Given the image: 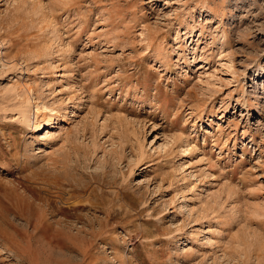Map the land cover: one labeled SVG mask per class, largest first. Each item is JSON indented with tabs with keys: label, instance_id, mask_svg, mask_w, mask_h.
Here are the masks:
<instances>
[{
	"label": "rangeland",
	"instance_id": "obj_1",
	"mask_svg": "<svg viewBox=\"0 0 264 264\" xmlns=\"http://www.w3.org/2000/svg\"><path fill=\"white\" fill-rule=\"evenodd\" d=\"M0 264H264V0H0Z\"/></svg>",
	"mask_w": 264,
	"mask_h": 264
},
{
	"label": "bare ground",
	"instance_id": "obj_2",
	"mask_svg": "<svg viewBox=\"0 0 264 264\" xmlns=\"http://www.w3.org/2000/svg\"><path fill=\"white\" fill-rule=\"evenodd\" d=\"M34 112H36V115L34 116V125L36 126V128H38V129H40L44 124H45V119H44V117H45V113H46V107L45 106H40V105H30L29 106V108H27L25 111H24V114L23 115H26L25 117H28V115L27 114H33ZM19 162V161H18ZM24 162V161H23ZM19 164V163H18ZM55 184H58L57 182H54ZM67 183H61V184H59V187H58V185H57V187L55 186V188L57 189L56 190V193H57V197L58 198H63V195L64 194H68L69 195V197L71 198V197H73V196H75V194H77L76 193V191L79 189V188H77L76 186H74L73 187V185L71 186V188H72V190L71 191H69V192H67L66 190H64L66 187H67ZM52 186V185H51ZM50 186V187H51ZM53 197V196H52ZM81 200H78V201H73V202H71L70 204H67V205H64V204H60V209L62 210V211H66V210H72V209H76V210H78V209H80V208H83V207H85V205L84 204H81V202H80ZM65 202V201H64ZM62 216H64V213L62 214ZM78 236V235H77ZM81 238V237H80ZM208 238V237H207ZM82 239V238H81ZM208 239H210L211 240V237L210 238H208ZM83 240V239H82ZM207 240V239H206ZM209 240V241H210ZM85 241V240H84ZM207 243V242H206ZM205 243V244H206ZM210 243V242H209ZM76 244V243H75ZM203 244V243H202ZM78 245V244H77ZM76 245V246H77ZM86 244H84V246H85ZM81 246V245H80ZM203 246H204V244H203ZM202 246V247H203ZM205 247V246H204ZM77 248H78V246H77ZM83 249H84V247H83ZM73 261V260H72Z\"/></svg>",
	"mask_w": 264,
	"mask_h": 264
}]
</instances>
